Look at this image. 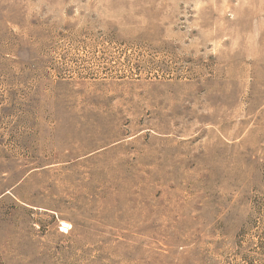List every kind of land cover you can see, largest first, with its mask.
I'll return each mask as SVG.
<instances>
[{
    "label": "rangeland",
    "instance_id": "1",
    "mask_svg": "<svg viewBox=\"0 0 264 264\" xmlns=\"http://www.w3.org/2000/svg\"><path fill=\"white\" fill-rule=\"evenodd\" d=\"M0 264H264V0H0Z\"/></svg>",
    "mask_w": 264,
    "mask_h": 264
},
{
    "label": "bare ground",
    "instance_id": "2",
    "mask_svg": "<svg viewBox=\"0 0 264 264\" xmlns=\"http://www.w3.org/2000/svg\"><path fill=\"white\" fill-rule=\"evenodd\" d=\"M66 225V224H65Z\"/></svg>",
    "mask_w": 264,
    "mask_h": 264
}]
</instances>
